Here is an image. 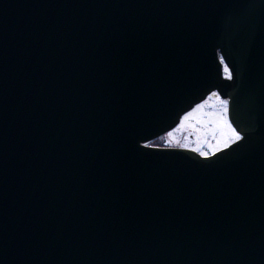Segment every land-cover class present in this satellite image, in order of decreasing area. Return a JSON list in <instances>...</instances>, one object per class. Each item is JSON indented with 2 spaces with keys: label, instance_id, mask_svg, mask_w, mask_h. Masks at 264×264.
Instances as JSON below:
<instances>
[{
  "label": "water",
  "instance_id": "obj_1",
  "mask_svg": "<svg viewBox=\"0 0 264 264\" xmlns=\"http://www.w3.org/2000/svg\"><path fill=\"white\" fill-rule=\"evenodd\" d=\"M0 264H264V0H0Z\"/></svg>",
  "mask_w": 264,
  "mask_h": 264
},
{
  "label": "snow or ice",
  "instance_id": "obj_2",
  "mask_svg": "<svg viewBox=\"0 0 264 264\" xmlns=\"http://www.w3.org/2000/svg\"><path fill=\"white\" fill-rule=\"evenodd\" d=\"M220 59L221 63H224L223 56ZM224 75L227 79H233V74L226 64L224 65ZM229 105V100L223 99L218 91H211L206 99L196 104L190 111H186L182 116H179L177 126L171 131H166L165 135L160 136V140L164 142L165 147L188 148L189 145L182 143L178 136V133L184 129L195 128L198 135L211 134L216 139L215 144L210 145L211 151H204L200 147L194 149L205 159L216 152L237 144L244 137L233 126L229 118ZM146 131V128L140 129L138 134Z\"/></svg>",
  "mask_w": 264,
  "mask_h": 264
},
{
  "label": "rangeland",
  "instance_id": "obj_3",
  "mask_svg": "<svg viewBox=\"0 0 264 264\" xmlns=\"http://www.w3.org/2000/svg\"><path fill=\"white\" fill-rule=\"evenodd\" d=\"M178 136L182 143H187L189 145V149H196L197 147H200L204 151H211L210 145H213L216 142L213 135H198L195 128H186L178 133ZM159 143L164 145V142L161 140H159Z\"/></svg>",
  "mask_w": 264,
  "mask_h": 264
}]
</instances>
